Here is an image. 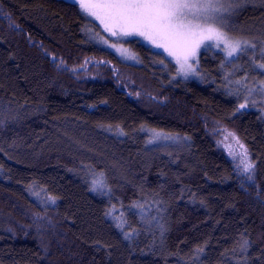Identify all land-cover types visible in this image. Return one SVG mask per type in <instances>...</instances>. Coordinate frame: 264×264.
I'll return each instance as SVG.
<instances>
[{
    "label": "trees",
    "instance_id": "1",
    "mask_svg": "<svg viewBox=\"0 0 264 264\" xmlns=\"http://www.w3.org/2000/svg\"><path fill=\"white\" fill-rule=\"evenodd\" d=\"M85 1L0 0V264H264V106L228 83L264 82V0H211L251 46L199 79L136 38L122 59Z\"/></svg>",
    "mask_w": 264,
    "mask_h": 264
},
{
    "label": "snow or ice",
    "instance_id": "2",
    "mask_svg": "<svg viewBox=\"0 0 264 264\" xmlns=\"http://www.w3.org/2000/svg\"><path fill=\"white\" fill-rule=\"evenodd\" d=\"M80 6L100 20L111 35H117L115 29L118 28L122 36H143L157 48L164 49L169 56L176 58L180 72L191 70L188 60L196 56L205 39L223 43L229 56L240 50V42L225 32L211 25L204 27L193 23L201 19L205 24L215 21L211 15H202L219 10L211 0H93L82 2ZM258 68L264 69V64Z\"/></svg>",
    "mask_w": 264,
    "mask_h": 264
},
{
    "label": "rangeland",
    "instance_id": "3",
    "mask_svg": "<svg viewBox=\"0 0 264 264\" xmlns=\"http://www.w3.org/2000/svg\"><path fill=\"white\" fill-rule=\"evenodd\" d=\"M93 2V0L85 1V3ZM86 16L90 17L95 21L97 24L99 30L104 34L106 38L100 39L101 43H104V45L109 48L111 51L115 52L118 56H120L122 59L125 60H131V55L128 50H126L128 47L126 41L131 38H136L140 42H142L144 45L149 46L151 49L156 50L164 54L166 58H168L170 61H172L177 68L178 75L185 78V79H199L200 75L197 70V62H198V55L201 50L208 49L210 51H220L224 58L226 60H231L237 54L240 52L241 49H243L245 46H251V42L244 37H239L233 34L228 33L223 28L216 26L215 24L209 23L208 24H201L204 27H208L211 25L212 27L218 29L219 31L225 32L228 37L232 38L234 41L240 42V50L235 52L232 56L228 55L227 50H225V45L223 43H219L216 40H207L205 39L203 43L200 44V47L197 49V54L194 58L190 57L188 60V63L192 65L191 70H188L185 72L178 71L180 69V64L176 62V58L174 56H169L166 51L162 48H157L155 44H153L151 41L145 39L143 36L139 35H131V36H122L119 34V29H115L117 31V35H111L109 31L105 30V26L103 23H101L100 20L96 19V17L91 16L88 14V12L83 9ZM201 21L194 20L193 23L199 24ZM103 37V36H102ZM246 42V43H245ZM262 51L264 52V44L261 47ZM260 65V64H259ZM264 71V69H261ZM252 81H248L244 78L237 79V80H230L228 83H230L233 87V91L236 93H241V102L239 108H246L250 105H253L252 107L256 106L255 104L261 103L264 106V82L261 83H251ZM241 105H244V107H241ZM220 136L224 141H231L236 144H239L238 138L229 130L222 129L220 131ZM186 138L182 135L175 134V133H169V132H163L156 129H149L147 131V143L150 146H159L164 148H173L178 145H181L182 143H185ZM92 188L96 191H104L106 189V183L104 180V176L101 173H96L92 178Z\"/></svg>",
    "mask_w": 264,
    "mask_h": 264
}]
</instances>
